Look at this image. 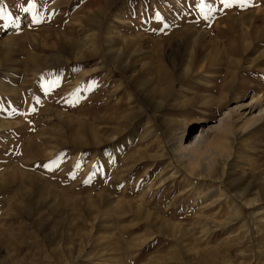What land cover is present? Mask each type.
I'll return each mask as SVG.
<instances>
[{
	"label": "rangeland",
	"instance_id": "rangeland-1",
	"mask_svg": "<svg viewBox=\"0 0 264 264\" xmlns=\"http://www.w3.org/2000/svg\"><path fill=\"white\" fill-rule=\"evenodd\" d=\"M31 2L0 0V264H264V0ZM159 34L176 73L129 43Z\"/></svg>",
	"mask_w": 264,
	"mask_h": 264
},
{
	"label": "bare ground",
	"instance_id": "bare-ground-1",
	"mask_svg": "<svg viewBox=\"0 0 264 264\" xmlns=\"http://www.w3.org/2000/svg\"><path fill=\"white\" fill-rule=\"evenodd\" d=\"M165 35L164 34H159L156 38L142 36V35H136V36H134V37H132L130 39L129 43H131V44H133V43L134 44L135 43H139L138 45L145 46V45H149L150 43L156 42V44H158L156 46V48H157L156 55L158 57V61H159L158 63L160 64V67H161L160 69L162 71H164V70L166 71V70H168L170 68L172 70H175V73H176V71L178 69L176 70L174 66L177 65V63L175 62V60H177V56H173L172 59H167L166 60V50H168V47H170L171 48L170 50H172V52L175 53L176 49L179 48V45L181 43H178V41H179V37L178 36L171 35L170 37H165ZM189 40H190V38H189ZM182 41L183 40H181V42ZM191 43H192V41H191ZM223 44L224 43L221 42L220 39L219 40H209V41L206 42V48H200V49L195 50V51L190 50L189 45H188L187 49L185 48L186 51L184 50L185 51L184 57L181 58V59H179V58L178 59H179V62H180L179 63L180 66L184 65V63L187 62L188 63V66H189V69L188 70H184L180 74H182V75H185L186 74L187 76L189 74L190 75H193V74L199 75L200 72H202V70L207 69V68H209L211 66H214L215 65V62L217 63V60L220 57L219 55H221L222 53H224V51H226L225 48H223V49L220 48V46H223ZM127 45H128L127 42L126 43H123L122 46H123L124 50H125V47ZM5 46H7V45H5ZM167 56H168V54H167ZM216 56H218V57H216ZM185 57L188 58V60H185ZM172 76H173V74H172ZM161 79H162V82L161 83L166 84V86L168 88V91L166 92L167 94H171L173 92L174 88H177V85H178V82H179V78L177 80H175V79H173V78L170 77V79H169V77L165 75ZM182 79L180 78L181 81H182ZM183 83L184 82H182V84ZM166 93L163 91V93L160 95V97L161 98H165V96H166L165 94ZM226 99L227 100H230L231 99V96H228ZM253 100L255 101V104H256L255 106L256 107L261 106L264 103V96H262L261 94H255L254 97H253ZM154 105H155L154 106V109H156V108L162 107L164 105V103L157 102ZM260 113H263V112L260 111ZM227 117H228V119H226L227 120L226 123L227 122L228 123H231L230 116L228 114H227L226 118ZM261 118L263 119V116ZM229 128H230V126H229ZM205 131L206 130L204 129L199 136H196L195 139H193V141L191 142V144L189 146H187V147L184 146V144H183V141H184L185 137L182 136L180 138V141L178 142V144L177 145L176 144L174 145V147H173L174 151L176 153H179L180 154L179 157L180 156H183V155L186 156L188 154V152H186V150H188V149L189 150H192V148H194V147L197 148V147H199L200 145H202L204 143V140H205L204 133H205ZM244 201L247 204V206H253L254 203H256V200H246L245 199ZM163 228H165V227H163Z\"/></svg>",
	"mask_w": 264,
	"mask_h": 264
},
{
	"label": "snow or ice",
	"instance_id": "snow-or-ice-1",
	"mask_svg": "<svg viewBox=\"0 0 264 264\" xmlns=\"http://www.w3.org/2000/svg\"><path fill=\"white\" fill-rule=\"evenodd\" d=\"M233 2H238L241 4V6H244V5L249 3V0H222V3H224L225 7H230L231 3H233ZM36 7H37V5L35 3V0H32V2L29 3L28 7L22 8V11L28 12V13H34ZM203 7H204V5H203V2L201 0V10L202 11H203ZM158 18H160V17H158ZM0 19H7V20L15 23V21L12 20L11 15L9 13H7L3 7H0ZM32 22L35 24H38V23H41L42 21L40 20V18L37 15L33 14ZM33 111H35V109H33ZM49 167H51V166H49Z\"/></svg>",
	"mask_w": 264,
	"mask_h": 264
}]
</instances>
